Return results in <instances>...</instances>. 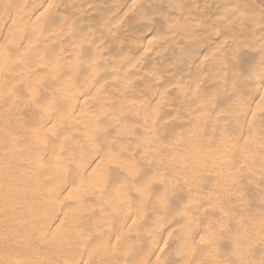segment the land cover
I'll list each match as a JSON object with an SVG mask.
<instances>
[{"label": "bare ground", "instance_id": "6f19581e", "mask_svg": "<svg viewBox=\"0 0 264 264\" xmlns=\"http://www.w3.org/2000/svg\"><path fill=\"white\" fill-rule=\"evenodd\" d=\"M3 1L0 264H264V7Z\"/></svg>", "mask_w": 264, "mask_h": 264}, {"label": "rangeland", "instance_id": "374dc122", "mask_svg": "<svg viewBox=\"0 0 264 264\" xmlns=\"http://www.w3.org/2000/svg\"><path fill=\"white\" fill-rule=\"evenodd\" d=\"M173 1H174V0H171L172 3H173ZM178 1H179V2H178ZM194 1H195V0H194ZM219 1H220L221 3H220ZM219 1H217V0H212V4H216V3H218V2L220 3V4L218 3L219 5L216 4V5H213V6L216 7V8H220L219 6H220L223 2H222V0H219ZM227 1H229L228 3H232V4H237V3L240 4V3H242V5H245V4L248 5L247 3H250V2L253 1V2H256L260 7H264V0H248V1H247V0H243V2H242L241 0H225L226 3H227ZM230 1H231V2H230ZM240 1H241V2H240ZM245 1H246L247 3H246ZM2 2H3V4H4L5 1L2 0ZM169 2H170V1H169ZM181 2H182V1H180V0H177V1L175 0L173 4H171V3H170V4H171V7L173 8V6H176L177 3H178V5H179V4H181ZM199 2H200V3H199ZM199 2L197 3V6H198V4H199V5L201 4L202 0H199ZM225 2H224V3H225ZM233 2H235V3H233ZM239 2H240V3H239ZM253 2H252V3H253ZM252 3L250 4V6H252ZM3 4L1 5V0H0V9H1V7H3ZM18 4L21 5V3L18 2L17 4H14V6H15V5L17 6ZM160 4H162V2H161ZM20 5H19V6H20ZM120 5H124V3H121ZM162 5H164V4H162ZM240 5H241V4H240ZM19 6H18V7H19ZM149 6H150V7H149ZM154 6H155V5H154ZM20 7L22 8V7H24V5H22V6H20ZM151 7L154 8V7H153V4L146 5V10H149ZM155 7H156V6H155ZM1 10H2V9H1ZM71 10H72V9H71ZM35 12H36V11H34L33 13H35ZM42 12H43V9L40 10V11H38V14H39V13H42ZM69 12H71V11H69ZM170 12H171V11H170ZM169 15H170V17H171V16L173 17V15H172L171 13H170ZM174 16H175V15H174ZM172 17H171V18H172ZM235 17H236V15L233 16V17H231V18H229V19L231 20L232 18H235ZM173 18H174V17H173ZM109 19H110V17L107 18V20H109ZM217 19H218V20L215 19V21H217V25L219 26L218 28L223 29V30H225V31L228 30V31H230V32H231V30H230V29H231L230 26L232 25V27H234V25H236V24L239 23V21H238V20H235V19H232L233 23H232V21L229 22V19L227 20V19H225V18H222L223 20H220V19H221V16L218 17ZM175 20H176V17H175ZM225 20H226V21H225ZM234 20H235V21H234ZM117 21H119V20L117 19ZM219 21H221V23H220ZM236 21H238V22H236ZM88 22H89V23H88ZM88 22L86 21V22H84V23H86V24L88 23V25H89L90 22H91V20L89 19ZM114 22H115V20L113 21V23H114ZM119 22H120V21H119ZM119 22H117V23H119ZM224 22H225L226 24L228 23L227 26L231 23V24L228 26L229 29H228V28L226 29L227 26H226V24H225ZM234 22H236V23H234ZM110 23H111V21H110ZM222 23L225 24V27H223V24H222ZM55 24H57V22H55ZM57 27H59L60 29L63 28L64 31H65V30H67V31L69 30V24H64V25H62L61 23H59V24L57 25ZM235 27L237 28V25H236ZM95 28H96V27H95ZM98 28H99V27H98ZM98 28H97V29H98ZM142 31H143V27H142ZM154 32H155V31H154ZM154 32L151 31L150 33H146V36L143 35V38H146L145 41H150L151 38H152L153 35H154ZM2 38H5V37H2ZM2 38H1V39H2ZM8 38H9V37H8ZM11 38H12V41H14V42H16V40H18V36H16V35H13V36L10 37L9 39H11ZM150 44H152V42H151V43L149 42L148 44H147V42L145 43V45H148V47H151ZM150 50H151V48H150ZM149 53H151V51H150ZM149 55H150V54H149ZM149 55H148V59L145 58V60H143L145 63H146V60H147V61L149 60V57H150ZM150 58H151V57H150ZM165 59H167V60H166L167 62H166V61H165V62L168 63V61H169L168 58L165 57ZM157 60H158V59H155V62H156ZM174 60H175V56H174ZM153 61H154V60H153ZM165 62H163V63H165ZM222 63H224V61H223L222 59H218V60L214 61V66H215V67H219V66H220V68H221V66L223 65ZM141 64H142V62H141ZM227 64H229V63H227ZM227 64L224 65L223 68H226ZM158 65H159V64H158ZM158 65H157V66H158ZM163 65H165V64H163ZM229 65H230V64H229ZM240 65H241V64H240ZM149 66H151V65H146V66L144 67V70H145L146 68H149ZM231 66H233V68H232V67L229 68V69H231V70H232V69H235V67H238V68L240 67V68H241V66H235V65H233V64H231ZM228 67H229V66H228ZM228 67H227V68H228ZM251 67L254 68L255 65H251V66H250V70L253 71ZM256 67H257V66H256ZM254 69H255V68H254ZM139 70H141V68H140ZM61 71H63V70H60V72H61ZM52 72H53V75L51 74ZM55 72H56V71H55ZM40 73L43 74V75H42V78H43V76H44V77L47 76L48 78L50 77L49 79H53L54 76H55L54 79H56V73H57V72L55 73V75H54V71H51V73H50V72H40ZM40 73H39V74H40ZM46 73H47V75H46ZM61 73H62V72H61ZM64 73L66 74V72H64ZM64 73H62V74H63L62 76L65 75ZM39 74H37V78H36V74H35V73L29 75V77H28V82L9 83V84H6V85H19L18 87H15V88H14V93L20 94V96H22V97L25 98V97H27V96H26L27 93H26V91L24 90V88L21 87V85H43V84H40V83L37 84V82L40 81V80H38V79H39V77H38ZM202 74H203V76H205V75L208 74V72L203 71ZM15 75H16V77L19 76V72H15V73L13 74V76H15ZM40 75H41V74H40ZM48 75H49V76H48ZM50 75H52L53 77H51ZM67 75H68V74H67ZM67 75H66V76H67ZM47 77H46V78H47ZM201 77H202V76H201ZM46 78H44V79H46ZM48 78H47V79H48ZM44 79H43V80H44ZM47 79H46V80H47ZM37 80H38V81H37ZM40 82H41V81H40ZM44 82H45V81H44ZM44 82H43V83H44ZM47 83H48V81H46V83H45L44 85H48ZM136 83L139 84V83H140V79H138V80L136 81ZM77 85H81V84L78 83ZM4 89H5V92H7V90H6L5 87H4ZM4 89H3V90H4ZM17 89H18V90H17ZM52 91H53L52 88H46L45 90L42 91V93H45V94H46V93H51ZM3 92H4V91H3ZM22 93H23V94H22ZM24 94H25V95H24ZM23 109H24V111H23ZM19 110L23 113V114L21 113V114H22L21 118H22V117H23V118H27L28 122H30V123L28 124V122H26L27 120L25 121V119L22 118L23 123L25 122V123H27V125H30V124L33 122V119H34V121H36L37 118H38V117H34V118H33V116H35V108H34V105H33L32 102H27L25 106L20 104V109H19ZM13 112H14V111H10V113H13ZM88 112H89V113H88ZM91 112H92V111H85V110H84V114H85V113H87V114H91ZM82 113H83V112H82ZM82 113H81V115H82ZM77 114H78V112L75 113L74 116H76ZM87 114H86V115H87ZM28 117H29V118H28ZM30 118H31V119H30ZM35 119H36V120H35ZM25 123H24V124H25ZM12 134H13V133H12ZM83 139H84V137H82L81 134H77V135L75 136V139H74V140H75V142H76V140H77L78 145L81 146V145L84 144ZM135 147H136V146H135ZM135 147H134V149H135V156H138L140 149H138L139 146H137L136 148L139 150V151H138ZM106 148H107V150H109V147H106ZM106 148H104V149H106ZM110 149H113V151H114L113 153H115V152L117 151V149H116L115 147H110ZM111 152H112V151H111ZM136 159H137V157L135 158V160H136ZM75 196H77V195H75ZM259 196H260V195H259ZM73 197H74V195H73ZM260 197H261V199H260ZM260 197H258V196L256 195V197L254 198V199H255V202H254V203H251V204H250V207H249V205H248V207H249L250 209H252V210H254V209L256 208V210H258V212H257L256 210H255V211H256L258 214H259V212H260V215H257V216H256V218L258 217V220H259V219L261 220V218L263 219V215H264V213H263L264 210L261 208V205L258 206V205H259L258 202L261 201L262 199H264V197H262V195H261ZM74 198H75V197H74ZM257 198H259L260 200H258ZM256 199H257V200H256ZM253 201H254V200H253ZM69 203H71V202H69ZM257 204H258V205H257ZM253 206H254V207H253ZM259 207H260V208H259ZM229 208H230V207L227 205V206H226V209H229ZM258 208H259V209H258ZM7 210H8V209H5V208H4V209H0V213L7 212ZM234 213H235V211H234ZM237 213L240 214L239 212H236L235 214H237ZM259 217H260V218H259ZM11 262H13V263L15 264L14 261H11ZM13 263H12V264H13Z\"/></svg>", "mask_w": 264, "mask_h": 264}]
</instances>
